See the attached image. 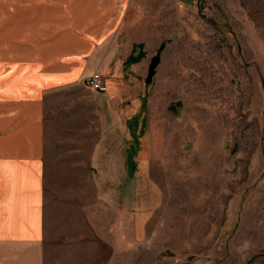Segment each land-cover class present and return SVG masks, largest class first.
Masks as SVG:
<instances>
[{"label":"rangeland","instance_id":"374dc122","mask_svg":"<svg viewBox=\"0 0 264 264\" xmlns=\"http://www.w3.org/2000/svg\"><path fill=\"white\" fill-rule=\"evenodd\" d=\"M117 8L125 63L144 56L126 78L148 121L134 196L123 215L91 212L80 174L68 177L80 199L67 211L57 205L66 177H46V264H264V0Z\"/></svg>","mask_w":264,"mask_h":264},{"label":"crops","instance_id":"0c3cea01","mask_svg":"<svg viewBox=\"0 0 264 264\" xmlns=\"http://www.w3.org/2000/svg\"><path fill=\"white\" fill-rule=\"evenodd\" d=\"M119 1L0 0V264H46L51 174L66 177L59 208L79 205L68 177L85 174V208L127 213L148 121L126 80L144 56L125 63ZM94 70L107 93L83 83Z\"/></svg>","mask_w":264,"mask_h":264},{"label":"built area","instance_id":"2783aa9c","mask_svg":"<svg viewBox=\"0 0 264 264\" xmlns=\"http://www.w3.org/2000/svg\"><path fill=\"white\" fill-rule=\"evenodd\" d=\"M84 83L90 89L100 92L107 93L108 91V83L106 76L99 70H94L91 74H89Z\"/></svg>","mask_w":264,"mask_h":264},{"label":"water","instance_id":"95a60500","mask_svg":"<svg viewBox=\"0 0 264 264\" xmlns=\"http://www.w3.org/2000/svg\"><path fill=\"white\" fill-rule=\"evenodd\" d=\"M134 54L135 55H138L139 54V50L137 48L135 49ZM159 61H160V56L158 54L154 55L151 58V61H150L149 66H148L147 75L145 77V83L149 84V83L152 82L153 76L155 74L156 67L159 64Z\"/></svg>","mask_w":264,"mask_h":264},{"label":"trees","instance_id":"16d2710c","mask_svg":"<svg viewBox=\"0 0 264 264\" xmlns=\"http://www.w3.org/2000/svg\"><path fill=\"white\" fill-rule=\"evenodd\" d=\"M136 56H137V55H136ZM140 57H141V55H140L139 57H138V56H137V57H132L130 60H133V61H134V60H138Z\"/></svg>","mask_w":264,"mask_h":264}]
</instances>
